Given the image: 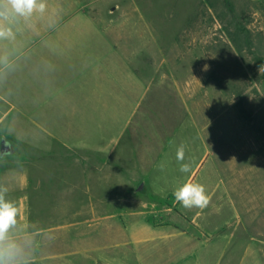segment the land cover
Listing matches in <instances>:
<instances>
[{
    "label": "rangeland",
    "instance_id": "obj_1",
    "mask_svg": "<svg viewBox=\"0 0 264 264\" xmlns=\"http://www.w3.org/2000/svg\"><path fill=\"white\" fill-rule=\"evenodd\" d=\"M59 3L107 16L137 42L155 90L117 117L73 93L67 109H42L45 129L23 120V163L0 156V187L19 210L0 261L188 264L199 238L221 240L206 263L264 264V0H46ZM28 62L0 73L17 103L23 90L25 111L59 85L22 71ZM71 117L79 135L63 127ZM20 162L23 188L4 176ZM184 183L202 184L208 203L184 208L174 196Z\"/></svg>",
    "mask_w": 264,
    "mask_h": 264
},
{
    "label": "crops",
    "instance_id": "obj_2",
    "mask_svg": "<svg viewBox=\"0 0 264 264\" xmlns=\"http://www.w3.org/2000/svg\"><path fill=\"white\" fill-rule=\"evenodd\" d=\"M2 23L11 28L12 36L0 39V73L29 57L27 66L20 68L22 71L29 70L45 82L51 79L59 82L55 91L44 99L36 100L28 111L23 110V90L18 93L20 103H17L0 89V104L4 107L0 110V126L5 123L7 134L11 137L3 138L9 139L17 150L8 156H19L22 163L23 144L20 140L23 120L37 129H45L47 126L41 122L45 106L53 104L67 109L71 94L87 93L90 96L88 105L91 102L90 113L102 109L105 114L115 112L117 117L124 108L132 107L134 98L141 91L155 90V74L150 72L153 67L150 69L148 65L146 71L141 69L138 43L125 40L123 31L109 24L107 16L96 11L73 9L69 5L65 8L59 3L57 7H47L42 15L36 13L28 19L9 17ZM0 85L3 86V81ZM35 86L39 95L43 89L37 84ZM34 98L29 97L27 101L33 102ZM92 103L100 105V108L96 111L94 107L92 112ZM74 118L71 117V120ZM63 127L70 129L71 133L83 128L76 120ZM75 134L79 135L78 132ZM21 162L19 167L11 166L4 176L23 188ZM220 243L219 239L207 242L197 238L195 252L188 256L186 263L211 264L202 261L201 254L206 252L207 256H214L222 247Z\"/></svg>",
    "mask_w": 264,
    "mask_h": 264
},
{
    "label": "clouds",
    "instance_id": "obj_3",
    "mask_svg": "<svg viewBox=\"0 0 264 264\" xmlns=\"http://www.w3.org/2000/svg\"><path fill=\"white\" fill-rule=\"evenodd\" d=\"M47 8L46 0H0V39L12 36L11 28H7L2 23L9 17L30 18L34 14H44ZM207 69V66H205ZM264 70L261 65L259 71ZM176 159L180 163V171L188 173L191 170L189 163H183L185 160V146L180 144L176 149ZM7 188L0 187V239H3L8 230L16 224L18 207L5 198ZM177 202L184 208L203 207L208 203L205 187L199 183H184L174 192ZM2 254V253H0ZM3 264V261H0Z\"/></svg>",
    "mask_w": 264,
    "mask_h": 264
},
{
    "label": "water",
    "instance_id": "obj_4",
    "mask_svg": "<svg viewBox=\"0 0 264 264\" xmlns=\"http://www.w3.org/2000/svg\"><path fill=\"white\" fill-rule=\"evenodd\" d=\"M16 152L17 150L12 144V142L7 138H3L0 145V156L5 157L8 155L15 154Z\"/></svg>",
    "mask_w": 264,
    "mask_h": 264
}]
</instances>
